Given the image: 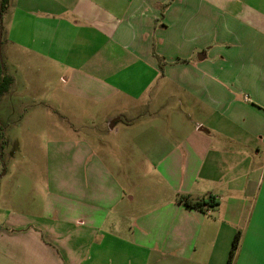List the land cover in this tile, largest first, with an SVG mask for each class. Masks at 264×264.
<instances>
[{
	"label": "crops",
	"instance_id": "crops-1",
	"mask_svg": "<svg viewBox=\"0 0 264 264\" xmlns=\"http://www.w3.org/2000/svg\"><path fill=\"white\" fill-rule=\"evenodd\" d=\"M3 16L5 54L66 76L129 170L85 137L51 143L44 210L7 221L0 264H228L238 232L232 264H264V0H9Z\"/></svg>",
	"mask_w": 264,
	"mask_h": 264
},
{
	"label": "rangeland",
	"instance_id": "rangeland-1",
	"mask_svg": "<svg viewBox=\"0 0 264 264\" xmlns=\"http://www.w3.org/2000/svg\"><path fill=\"white\" fill-rule=\"evenodd\" d=\"M7 25L8 16L0 14L3 70L5 75L14 78L9 91L0 96V230L6 227L7 221L14 220V214L43 212L48 191L47 175L51 173L50 144L64 141L65 136L85 137L93 142L91 154L100 159L107 172H123V166L129 170L127 164L119 161L123 156L112 145L115 139L103 140L109 147L107 151L115 152V164L108 153L97 146L96 137L100 135L89 133L95 131L97 124L90 126L91 116H85L97 106L66 96L63 83L66 76L57 74L52 78L48 62L45 65L39 62V68H33L29 60L25 65L17 57L5 54L3 30ZM67 123L72 125V130ZM114 123L120 122L114 120ZM209 215L217 216L215 212Z\"/></svg>",
	"mask_w": 264,
	"mask_h": 264
},
{
	"label": "trees",
	"instance_id": "trees-1",
	"mask_svg": "<svg viewBox=\"0 0 264 264\" xmlns=\"http://www.w3.org/2000/svg\"><path fill=\"white\" fill-rule=\"evenodd\" d=\"M8 3H9V0H0L1 16H3V13L8 6ZM11 84H12V78L4 74L3 62L0 56V96H2L4 93H6L9 90ZM178 201L180 203L185 204L187 207H190L192 209H198L201 211H207L208 209L213 208L218 205L217 199L213 196L210 197V202L204 201V200H201V201L194 200L190 198L189 196H184V195L179 196ZM240 239H241V232H238L233 241L228 264H232L235 259L236 252L238 251V248H239Z\"/></svg>",
	"mask_w": 264,
	"mask_h": 264
}]
</instances>
